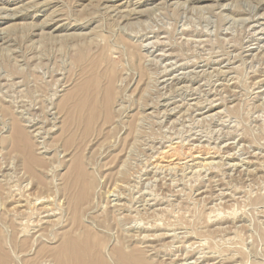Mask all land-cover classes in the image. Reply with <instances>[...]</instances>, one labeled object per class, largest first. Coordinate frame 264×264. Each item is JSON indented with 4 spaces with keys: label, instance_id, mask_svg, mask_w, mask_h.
Segmentation results:
<instances>
[{
    "label": "rangeland",
    "instance_id": "rangeland-1",
    "mask_svg": "<svg viewBox=\"0 0 264 264\" xmlns=\"http://www.w3.org/2000/svg\"><path fill=\"white\" fill-rule=\"evenodd\" d=\"M165 1L0 0V175L16 122L108 264L127 240L147 264H264V0ZM133 219L167 236L140 246Z\"/></svg>",
    "mask_w": 264,
    "mask_h": 264
},
{
    "label": "bare ground",
    "instance_id": "bare-ground-1",
    "mask_svg": "<svg viewBox=\"0 0 264 264\" xmlns=\"http://www.w3.org/2000/svg\"><path fill=\"white\" fill-rule=\"evenodd\" d=\"M110 1V0H109ZM165 1V0H164ZM167 2V1H165ZM111 7V6H109ZM220 7V6H219ZM101 8V6H100ZM106 8V7H104ZM113 8V7H112ZM110 8V9H112ZM182 10V9H181ZM113 11V10H112ZM114 11H116L114 9ZM113 11V12H114ZM192 12V11H191ZM115 13V12H114ZM139 13V12H138ZM117 14V13H116ZM115 14V15H116ZM119 14V13H118ZM129 15L123 17V20L128 18ZM122 19V16H120ZM130 17V16H129ZM226 17V16H225ZM264 17V15H262ZM109 18V17H108ZM119 19V18H118ZM120 19V21H122ZM114 20V19H113ZM116 21V20H115ZM123 22V21H122ZM120 23V22H119ZM263 23V22H262ZM248 28V27H247ZM182 29V28H181ZM260 30V28H259ZM258 30V31H259ZM119 31V30H118ZM163 33V32H162ZM255 33V32H254ZM257 33V32H256ZM262 34H264V28L261 29ZM252 34V33H251ZM225 35V34H224ZM131 36V34H130ZM159 36V35H158ZM249 36V35H248ZM146 37V36H145ZM135 38V37H134ZM246 38V37H245ZM252 38V36H251ZM219 39V38H218ZM253 39V38H252ZM259 39V38H258ZM221 40V39H220ZM193 41V40H192ZM200 41V40H198ZM252 41V40H251ZM195 42V41H193ZM199 43V42H198ZM151 44V43H150ZM154 44V43H153ZM186 43H184L185 45ZM204 44V43H203ZM252 44V43H251ZM157 45V44H155ZM142 46V45H141ZM183 46V44H182ZM191 46V45H190ZM200 46V45H199ZM260 47V46H259ZM140 48V47H139ZM218 52V51H217ZM229 54V53H228ZM166 56V55H165ZM172 57V55H170ZM169 57V56H168ZM174 58V57H173ZM18 60V59H17ZM146 60V59H145ZM188 60V59H187ZM193 60V59H192ZM258 60V59H257ZM190 62V61H189ZM175 63V62H174ZM173 63V64H174ZM153 64V63H152ZM151 64V65H152ZM188 65V64H187ZM184 66V65H182ZM186 66V64H185ZM248 70V69H247ZM166 71V70H165ZM164 72V71H162ZM202 72V71H201ZM226 72V71H225ZM231 72V71H230ZM166 73V72H165ZM164 73V74H165ZM206 73V72H205ZM220 75V72H217ZM163 74V73H161ZM163 74V75H164ZM167 74V73H166ZM187 74V73H186ZM166 76V75H165ZM198 76V75H197ZM210 77V76H209ZM196 78V77H195ZM222 78V77H221ZM220 78V79H221ZM224 78V77H223ZM228 78V77H227ZM175 79V78H174ZM173 79V80H174ZM185 79V77H183ZM197 79V78H196ZM195 80V79H194ZM231 81V80H230ZM178 82V81H177ZM237 82V81H236ZM259 82H264L259 81ZM213 83V82H212ZM171 84V83H170ZM155 85V84H154ZM255 85V84H254ZM259 85V84H258ZM157 86V85H156ZM221 86V85H220ZM252 86V85H250ZM254 87V86H253ZM156 88V87H155ZM192 88V87H191ZM176 89V88H175ZM216 89V88H215ZM225 89V88H224ZM210 90V89H208ZM217 92V91H216ZM160 94V93H159ZM168 94V93H167ZM194 94V93H193ZM110 95V94H109ZM112 95V94H111ZM199 96V95H198ZM72 97V96H71ZM81 97V96H80ZM79 97V99H80ZM169 97V96H168ZM217 97V96H216ZM71 99V98H70ZM112 97L109 96L107 100V106L109 107L111 103ZM72 100V99H71ZM73 96V103H74ZM77 100V99H76ZM92 101V100H91ZM78 104H75L74 108L79 111V113H86L87 110L92 113L91 118H95L94 114L97 111L92 108L88 109L89 105V97H83L80 99ZM91 103V102H90ZM95 104V102H93ZM71 106V105H70ZM69 106V107H70ZM73 106V104H72ZM90 106V105H89ZM147 106V104H146ZM23 107V104H22ZM105 107V106H104ZM16 108V107H15ZM147 108V107H146ZM166 108V105H165ZM176 108V107H175ZM174 109V108H173ZM177 109V108H176ZM71 110V109H69ZM74 111V114L75 113ZM99 110V109H98ZM188 110V109H187ZM72 111V110H71ZM72 111V112H73ZM102 111V110H100ZM172 111V110H171ZM107 114L110 112L106 109ZM170 112V111H169ZM186 112V111H185ZM163 113V112H162ZM166 113V111H165ZM165 113H163V117H165ZM168 113V111H167ZM166 113V114H167ZM69 114V112L67 113ZM71 114V112H70ZM72 114V116H74ZM80 114V115H81ZM100 114V113H99ZM171 114V112H170ZM218 114V113H217ZM78 115V114H77ZM76 115V117H77ZM84 115V114H83ZM98 115V113H96ZM95 115V116H96ZM168 115V114H167ZM71 116V118H72ZM86 116V115H84ZM83 116V117H84ZM88 116V112H87ZM99 116V115H98ZM97 116V118H98ZM218 116V115H217ZM108 117V116H107ZM105 117V119H107ZM80 118V117H79ZM88 118V117H86ZM203 118V117H202ZM220 118V117H219ZM222 118V117H221ZM70 118H68L69 120ZM73 119V118H72ZM83 119V118H81ZM90 119V117L88 118ZM71 120V119H70ZM94 120L92 122H94ZM185 120V119H184ZM201 120V119H200ZM72 121V120H71ZM74 121V120H73ZM90 121V120H89ZM162 121V120H161ZM83 122V121H82ZM163 122V121H162ZM210 122V121H209ZM218 122V121H217ZM32 123V122H31ZM223 123V122H222ZM71 124V123H70ZM96 124V123H95ZM198 124V123H197ZM36 124L33 123L31 127H34ZM235 125V124H234ZM186 126V125H185ZM189 127V126H188ZM195 127V126H194ZM163 128V127H162ZM165 128V127H164ZM200 128V127H199ZM184 129V128H183ZM188 129V128H187ZM41 130V129H39ZM189 130V129H188ZM187 130V131H188ZM11 135L8 138V142L11 144L12 151L15 155L21 160L22 168H19L22 172H18L15 169L13 163H7L1 165L2 172L6 171L8 174L2 173L0 175V264H12V256L10 251H13L16 256L17 264H108L105 260L103 249L104 245L102 242H99V236L96 235L91 227L88 225H83L80 227L78 225V217H79V205H76L77 209L73 208L71 210V198L68 200L66 193L64 194L60 189V184L49 183L46 180L45 175L47 173L44 172L45 166V158H38L34 153L33 146L31 142L26 140V133L24 129L18 123L13 124V129H11ZM50 131V130H48ZM197 131V130H196ZM201 131V130H198ZM214 131V130H213ZM165 135V134H164ZM187 135V134H186ZM185 135V136H186ZM177 136V135H176ZM201 136V135H200ZM33 137V136H32ZM31 138V137H30ZM219 139V138H218ZM172 140V139H171ZM170 142V140L168 141ZM202 142V141H201ZM166 143V142H165ZM187 144V143H186ZM225 144V143H224ZM183 145V144H182ZM181 145V146H182ZM208 145V144H207ZM148 146V145H147ZM206 146V145H205ZM204 146V147H205ZM248 146V145H247ZM227 147V146H226ZM43 149L44 146L42 147ZM193 148V147H192ZM228 148V147H227ZM145 149V148H144ZM46 151V149H45ZM147 151V150H146ZM239 151V149L237 150ZM244 151V150H243ZM47 152V151H46ZM227 153V152H226ZM247 153V152H246ZM245 153V154H246ZM217 154V153H216ZM250 155V154H249ZM253 155V154H252ZM229 157V156H228ZM254 157V156H253ZM223 158V157H222ZM151 159V158H150ZM240 159V158H239ZM145 161V160H144ZM145 163V162H144ZM200 164V163H199ZM259 164V163H258ZM58 165V164H57ZM204 166L201 167H205ZM233 165V164H232ZM231 165V166H232ZM248 165V164H247ZM145 167V166H144ZM156 167V166H155ZM230 167V166H229ZM228 167V168H229ZM206 168V167H205ZM234 168V167H233ZM146 169V168H145ZM157 169V168H156ZM160 169V168H159ZM212 169V168H211ZM260 169V168H259ZM165 170V169H164ZM245 170V169H244ZM200 171V170H198ZM214 171V170H213ZM196 172V171H195ZM201 172V171H200ZM208 172V170H207ZM253 172V171H252ZM156 173V172H155ZM162 173V172H161ZM41 175V177L39 175ZM45 174V175H44ZM157 174V173H156ZM159 174V173H158ZM222 174V173H221ZM247 174V173H246ZM229 175V174H228ZM156 176V175H155ZM162 176V175H161ZM173 176V175H172ZM196 176V175H195ZM49 177V176H48ZM165 177V176H164ZM202 177V176H201ZM204 177V176H203ZM225 177V176H224ZM227 177V176H226ZM155 178V177H154ZM197 178V177H196ZM195 178V179H196ZM202 179V178H201ZM169 180V179H168ZM211 180V179H210ZM155 181V180H154ZM160 181V180H159ZM178 181V180H177ZM195 181V180H194ZM197 181V180H196ZM209 181V180H207ZM57 183V182H56ZM170 183V182H169ZM189 184V182H188ZM196 184V183H195ZM130 185V184H128ZM134 185V184H133ZM162 185V184H161ZM176 185V184H175ZM187 185V184H186ZM190 185V184H189ZM93 182L87 184V189L82 193L81 199L88 200L90 195V189H92ZM132 186V185H131ZM169 186V185H168ZM58 187L59 189L55 188ZM63 188V187H62ZM117 186H115V189ZM143 188V187H142ZM68 191V187H66ZM114 190V189H113ZM117 190V189H116ZM115 190V191H116ZM232 190V189H231ZM237 190V189H236ZM119 191V190H118ZM217 191V190H216ZM117 192V191H116ZM115 192V193H116ZM138 192V189H137ZM114 193V191L110 192ZM109 193V194H110ZM158 194V193H157ZM219 194V192H218ZM217 194V195H218ZM221 194V193H220ZM228 194V193H227ZM118 195V194H117ZM148 195V194H147ZM112 196V195H111ZM120 196V195H119ZM222 196V195H221ZM227 197V196H226ZM117 198V197H116ZM121 198V197H120ZM118 197V201L120 199ZM160 198V197H159ZM232 198V197H231ZM139 199V198H138ZM137 199V200H138ZM219 199V198H218ZM143 200V199H142ZM154 201L156 204L159 202L154 199H150ZM149 201V200H148ZM143 202V201H140ZM147 202V201H146ZM146 202H144L146 204ZM137 203V202H136ZM148 203V202H147ZM154 203V204H155ZM220 203V202H219ZM110 204V203H109ZM149 204V203H148ZM147 204V205H148ZM155 204V205H156ZM163 204V203H162ZM219 205V204H218ZM149 206V205H148ZM73 207V206H72ZM112 207V206H110ZM114 207H119L118 205H114ZM121 207V206H120ZM147 207V206H146ZM115 209V208H114ZM113 209V210H114ZM160 210V209H158ZM157 210V211H158ZM119 211V210H118ZM135 211V210H134ZM156 211V210H155ZM116 211H114L115 214ZM148 212V210H147ZM216 212V211H215ZM214 212V213H215ZM73 213V214H72ZM113 213V211H112ZM211 214V212H210ZM221 213L217 214L218 215ZM71 215L75 220L74 224L71 221ZM214 215V214H213ZM120 216L117 214V217ZM123 216V215H122ZM212 216V215H211ZM214 217V216H213ZM216 217V218H217ZM124 218V217H120ZM135 218V217H134ZM212 218V217H211ZM220 218V217H219ZM117 220V219H116ZM134 220V219H133ZM214 220V219H213ZM218 220V218H217ZM140 221V220H139ZM110 223V222H109ZM133 224V226L127 227V225ZM159 224V223H158ZM127 228L125 229H135L134 231H138L135 233H139L137 237H133V240H138L137 242L142 246L147 242H152L157 238H164L167 235H157V236H149V235H141V232H146L151 230L152 226H148L146 223L137 222L136 220L130 221L125 224ZM161 225V224H160ZM156 223L154 226H160ZM92 226V225H91ZM120 226V225H119ZM153 226V227H154ZM122 227V226H121ZM125 227V226H124ZM92 228H94L92 226ZM218 229V228H217ZM219 230V229H218ZM96 231V230H95ZM121 231V230H120ZM123 234V232H121ZM147 233V232H146ZM115 234V233H114ZM131 234V233H130ZM184 234V233H183ZM187 234V233H186ZM185 234V235H186ZM132 235V234H131ZM151 235V234H150ZM113 236V235H112ZM126 237V236H125ZM131 237V236H130ZM129 237V238H130ZM96 239L97 244L92 245L91 242ZM202 240V239H201ZM179 241V240H178ZM123 242V241H122ZM130 244L126 247L130 248L129 252H124L122 249L112 248L110 249V255L114 257L117 261L125 262V264H147L145 262L144 254L147 253H155L154 249L146 247L139 248L138 250L135 245V241L131 242V240L125 241V243ZM130 242V243H129ZM204 242V241H203ZM159 244V243H158ZM8 246L10 247L8 249ZM134 246V247H133ZM92 247V248H91ZM125 246L123 245V248ZM153 247V246H152ZM166 247V246H165ZM127 248V249H128ZM144 248H149L150 252L144 251ZM8 249V251L6 250ZM12 249V250H11ZM160 249V248H159ZM162 249V248H161ZM184 250V249H183ZM109 252V251H108ZM151 253V254H152ZM203 255V254H202ZM191 256V255H190ZM204 256V255H203ZM183 257V256H182ZM199 257V256H198ZM208 256H206L207 258ZM151 258V257H150ZM164 259V258H163ZM171 259V258H170ZM94 260V262H91ZM173 260V259H172ZM171 260V261H172ZM190 258L185 257L182 260H177V262L172 264H200L199 258L195 259L193 262H189ZM202 261V260H201ZM189 262V263H188ZM218 264V263H217Z\"/></svg>",
    "mask_w": 264,
    "mask_h": 264
}]
</instances>
